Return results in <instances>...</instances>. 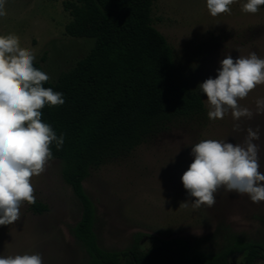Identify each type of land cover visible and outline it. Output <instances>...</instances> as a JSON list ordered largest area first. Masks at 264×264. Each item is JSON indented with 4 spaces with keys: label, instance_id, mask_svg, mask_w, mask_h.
<instances>
[{
    "label": "rangeland",
    "instance_id": "rangeland-1",
    "mask_svg": "<svg viewBox=\"0 0 264 264\" xmlns=\"http://www.w3.org/2000/svg\"><path fill=\"white\" fill-rule=\"evenodd\" d=\"M65 1L6 0L7 15L0 17V35L19 36L21 47L31 49L35 61L45 57L42 66L52 83L95 44L93 39L66 34L72 17L64 9ZM246 2L236 0L230 13L212 17L206 0H155L153 24L174 49L180 78L202 94L206 113L180 120L128 156L92 170L83 186L96 208L94 231L102 250L130 251L139 235H144L140 242L144 251L156 248V239H180L212 254L230 237L264 241V202L252 203L247 195L221 188L214 206L193 208L194 198L181 180L193 161L191 147L207 139L244 145L248 128L259 131L253 143L264 173V112L257 114L255 103L264 98V84L239 101L253 112L251 119L239 121L230 111L223 119L210 120L207 97L199 88L206 79L216 78L228 54L235 60L255 52L264 59V8L245 13ZM236 123L239 131H234ZM62 169L61 161L50 160L44 173L32 178L36 201L47 205L48 211L36 214L23 204L19 221L0 226V256L39 254L43 264H88L86 248L74 234L83 207ZM232 262L242 264V257L235 256Z\"/></svg>",
    "mask_w": 264,
    "mask_h": 264
},
{
    "label": "trees",
    "instance_id": "trees-1",
    "mask_svg": "<svg viewBox=\"0 0 264 264\" xmlns=\"http://www.w3.org/2000/svg\"><path fill=\"white\" fill-rule=\"evenodd\" d=\"M155 0H67L64 9L72 20L66 34L95 41L89 53L54 83L43 86L63 94L65 103L41 110L64 143L53 158L62 162V175L80 200L83 213L74 229L89 255L88 264H242L264 261V241L227 239L218 253L203 252L180 239L163 241L144 251L137 236L126 252L102 250L94 231L96 208L83 183L92 170L128 156L151 138L180 120L198 119L206 113L202 94L178 73L174 49L155 28ZM264 8V6H261ZM41 61L34 67L45 72ZM29 205V204H28ZM36 214L48 211L36 201L29 205ZM161 249L159 252H154ZM150 259V260H148Z\"/></svg>",
    "mask_w": 264,
    "mask_h": 264
},
{
    "label": "clouds",
    "instance_id": "clouds-1",
    "mask_svg": "<svg viewBox=\"0 0 264 264\" xmlns=\"http://www.w3.org/2000/svg\"><path fill=\"white\" fill-rule=\"evenodd\" d=\"M236 0H206L212 17L230 13ZM6 0H0V17L7 15ZM264 0H247L245 13L256 14ZM35 55L23 48L16 34L0 35V226L11 225L21 218L23 204L36 202L31 181L44 173L52 160L50 146H63L52 127L42 122L45 105L65 103L63 94L45 88L50 80L47 73L34 67ZM264 84V59L251 52L233 60L230 54L220 62L215 79L199 85L207 97L210 120L223 119L229 111L235 121L251 119L253 112L241 107L239 101L248 97L258 85ZM257 114L264 112V98L256 101ZM239 123L234 131H239ZM259 131L247 129L244 145L207 139L191 147L193 161L181 177L184 189L194 198L193 208L216 203V193L247 195L252 203L264 202V173L260 171ZM188 203L180 206L186 207ZM0 264H43L39 254L0 256Z\"/></svg>",
    "mask_w": 264,
    "mask_h": 264
},
{
    "label": "water",
    "instance_id": "water-1",
    "mask_svg": "<svg viewBox=\"0 0 264 264\" xmlns=\"http://www.w3.org/2000/svg\"><path fill=\"white\" fill-rule=\"evenodd\" d=\"M159 250H161V249H156L154 252H155V253H156V252H159ZM148 260H150V259H148ZM192 262H194V261H193V260H190V261L182 262V263H180V264H190V263H192ZM169 264H176V262L173 261V260H171V261L169 262Z\"/></svg>",
    "mask_w": 264,
    "mask_h": 264
}]
</instances>
